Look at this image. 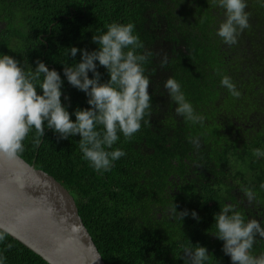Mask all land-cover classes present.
<instances>
[{
	"label": "trees",
	"instance_id": "obj_1",
	"mask_svg": "<svg viewBox=\"0 0 264 264\" xmlns=\"http://www.w3.org/2000/svg\"><path fill=\"white\" fill-rule=\"evenodd\" d=\"M0 14V54L13 56L26 71L36 60L55 69L64 81L62 103L72 113L89 108L86 94L72 87L63 74L81 53L68 49H98L94 34L106 25L133 23L135 34L151 52L144 64L150 80L151 108L131 140L123 134L113 146L126 155L111 171L99 173L84 160L80 137L57 141L45 126L39 146L29 133L19 154L36 169L59 181L73 196L79 214L106 264H185L184 246L208 249L205 264H231L223 241L211 233L220 205L231 203L245 219L264 226V0H246L250 27L232 46L216 34L224 10L213 0H6ZM22 19H16V12ZM167 55L168 64L161 67ZM101 82L110 79L99 66ZM227 75L241 93L232 96L220 83ZM90 78L93 74L89 73ZM181 86L204 123L193 125L176 116L165 81ZM42 94V91L38 89ZM70 97V106L69 99ZM190 137H199L196 150ZM241 186L257 193L259 206L242 203ZM176 204L177 211H196L183 220H171L162 210ZM213 227V228H212ZM11 244L10 250L6 245ZM5 264H48L6 233L0 242ZM264 253V239L256 237L252 254Z\"/></svg>",
	"mask_w": 264,
	"mask_h": 264
},
{
	"label": "clouds",
	"instance_id": "obj_2",
	"mask_svg": "<svg viewBox=\"0 0 264 264\" xmlns=\"http://www.w3.org/2000/svg\"><path fill=\"white\" fill-rule=\"evenodd\" d=\"M213 4L224 10L217 35L222 41L232 46L238 42V36L250 27L246 0H213ZM107 31L100 35L94 34L92 42L99 45L98 49L88 51L71 47V57L81 53V59L73 66L64 64L63 74L68 83L84 92L88 97L89 108H77L75 120L72 113L62 103L64 81L60 72L49 67L39 59L36 67L26 71L20 62L11 55L0 54V157L15 159L24 151V141L30 132L35 130L33 145L41 144L45 136V126L52 130L57 141L68 140L79 136V149L83 158L99 173L111 171L113 163L126 153L113 146L123 134L124 139L131 140L140 131L145 116H151L150 80L145 76L144 64L152 55L143 52L145 45L135 34L133 23L113 22L106 25ZM99 66L107 70L110 79L101 82ZM168 64L164 55L161 67ZM93 74L90 78L89 73ZM229 93L239 98L241 93L231 78L224 75L220 81ZM169 99L177 106L175 114L186 122L203 124L204 116L195 112L193 105L186 99L176 79L169 77L164 84ZM42 91V94L38 92ZM69 99L70 106V97ZM196 150L201 147L199 137H190ZM257 158L264 156V151L254 149ZM264 189V184L260 185ZM242 203L249 206L260 201L257 193L250 187L241 186ZM177 205L162 210L171 220L191 216L199 220L196 211L189 213L187 209L177 211ZM214 231L211 233L223 241L222 251L231 260V264H264V253L253 255L252 249L256 237L264 239V226L257 219H245L244 215L231 203L220 205V211L214 214ZM212 227V228H213ZM6 233L0 231V242ZM11 244L6 245L10 250ZM180 259L185 264H205L209 260L208 249L197 244L196 247L184 246ZM7 257L0 253V264H5Z\"/></svg>",
	"mask_w": 264,
	"mask_h": 264
},
{
	"label": "water",
	"instance_id": "obj_3",
	"mask_svg": "<svg viewBox=\"0 0 264 264\" xmlns=\"http://www.w3.org/2000/svg\"><path fill=\"white\" fill-rule=\"evenodd\" d=\"M0 231L48 264H106L73 196L19 155L0 157Z\"/></svg>",
	"mask_w": 264,
	"mask_h": 264
},
{
	"label": "flooded vegetation",
	"instance_id": "obj_4",
	"mask_svg": "<svg viewBox=\"0 0 264 264\" xmlns=\"http://www.w3.org/2000/svg\"><path fill=\"white\" fill-rule=\"evenodd\" d=\"M4 2H5V4H4ZM7 3H9V2H7L6 0H0V6H1V4H4V6H5ZM2 19L3 18H2L1 14H0V28H4V25H5V22H3Z\"/></svg>",
	"mask_w": 264,
	"mask_h": 264
},
{
	"label": "rangeland",
	"instance_id": "obj_5",
	"mask_svg": "<svg viewBox=\"0 0 264 264\" xmlns=\"http://www.w3.org/2000/svg\"><path fill=\"white\" fill-rule=\"evenodd\" d=\"M17 14L15 15V18L18 19H22L21 13L19 11L16 12Z\"/></svg>",
	"mask_w": 264,
	"mask_h": 264
}]
</instances>
